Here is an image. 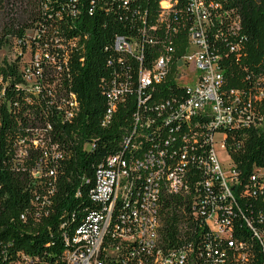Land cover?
Returning <instances> with one entry per match:
<instances>
[{
  "label": "trees",
  "instance_id": "trees-1",
  "mask_svg": "<svg viewBox=\"0 0 264 264\" xmlns=\"http://www.w3.org/2000/svg\"><path fill=\"white\" fill-rule=\"evenodd\" d=\"M174 1L173 12L161 22L157 0H0V51L21 52L14 61L0 62V264H67L65 252L76 250L75 231L103 209L92 199L99 168L111 156L134 165L149 150L163 155L165 172L177 174L182 186L172 192L165 174L156 184L151 247L109 234L100 260L159 264L160 255L174 261L184 255V264H262L246 221L257 224L264 214V178L252 180L256 169H264V99L256 107L263 127L218 131L225 134L239 172L232 197L225 198L218 181L205 185L210 118L168 121L170 110L186 95L174 75L189 46L188 2ZM205 1L218 6L216 29L233 21L239 25L236 34L223 28L213 43L221 54L225 94L253 90L264 79V0ZM119 36L140 44L142 61L115 49ZM234 43L238 53L230 51ZM28 53L32 61L25 64ZM162 55L172 57L169 75L144 92L146 111L141 110L140 70L152 69ZM26 67L38 92L29 89ZM114 88L126 91L108 114ZM136 113L150 125L134 134ZM150 174L143 169L131 176L141 175L131 197L119 201L113 212L114 221L124 215L132 232V212L141 205ZM213 210L227 221L233 247L210 230L206 221Z\"/></svg>",
  "mask_w": 264,
  "mask_h": 264
},
{
  "label": "built area",
  "instance_id": "built-area-1",
  "mask_svg": "<svg viewBox=\"0 0 264 264\" xmlns=\"http://www.w3.org/2000/svg\"><path fill=\"white\" fill-rule=\"evenodd\" d=\"M160 10V21L163 22L174 10V0H157ZM188 14L190 20L185 22L184 26L188 32L189 46L186 54L180 59L176 73L174 75L176 82L186 90L185 97H182L170 110L168 121L178 123H189L194 118L205 115L210 118L209 129L206 143L211 149L203 162V167L209 175L206 187H211L214 181H218L222 187L223 197H232V189L239 183V172L236 169L225 145L226 136L218 132L219 129L235 127L240 125H254L263 127V119L256 113V107L264 99V79L258 83L253 90L248 92L232 91L229 95L224 92L225 76L221 67V54L214 50L213 43L222 37V29L236 31L239 29L238 22L233 21L227 25H219L216 29V17H218V6L205 0H187ZM239 44L230 45V51L239 52ZM115 49L122 54L136 55L142 61V51L140 44L135 40L124 37L115 39ZM172 57L162 55L154 63L150 70H140L139 85L137 89V100L139 109L146 107L143 103L144 92L155 84L163 83L170 72ZM181 64V65H180ZM181 66L187 68L191 74L189 81L183 83L180 81ZM25 79L29 89L38 92L39 85L30 67L24 69ZM126 89L114 88L110 94L113 101L108 114L115 109V100L122 97ZM72 106H77L75 103ZM70 115L68 114V117ZM134 134L144 127L149 126V120L143 123L140 113L135 116ZM260 119V120H256ZM211 131H214L211 133ZM220 136L221 141L217 138ZM220 144L226 160L229 162L227 172L222 167V162L226 160L219 159L215 146ZM187 149L182 154V163L188 156ZM145 160H137L133 165L119 156H111L107 159L106 166L97 171V181L95 189L92 192V199L102 204V211L89 215L85 222L75 231L76 250L65 252L67 264H105L100 260V252L103 248L104 239L111 235L113 240L120 239L122 242L143 241L147 247H151L155 239V229L157 226L153 214V202L156 200L158 190L156 184L165 180L170 184V190L176 192L181 188L182 181L177 174L165 172L166 165L163 155L159 156L151 150L146 152ZM226 163V162H225ZM143 169L151 171L147 176V189L144 192L140 207L139 200H136L132 212V223L134 232L127 225L124 215H120L117 220H113V212L119 201L126 202L132 195V188L136 179H131L133 174H141ZM264 178V169H256L252 180ZM207 224L210 230L226 240H229V246L233 247L231 229L227 226V221H221L218 218L217 210L209 213ZM252 229L253 237L258 241L262 264H264V214L258 216L257 224L250 220L246 221ZM109 255L114 252L111 249L106 250ZM184 255H179L176 260L170 258L163 259L160 255L157 258L159 264H184ZM22 264H31L30 261H24Z\"/></svg>",
  "mask_w": 264,
  "mask_h": 264
},
{
  "label": "rangeland",
  "instance_id": "rangeland-1",
  "mask_svg": "<svg viewBox=\"0 0 264 264\" xmlns=\"http://www.w3.org/2000/svg\"><path fill=\"white\" fill-rule=\"evenodd\" d=\"M20 53L21 52L17 48H15L13 50L12 49H4V50L0 51V62L4 58L7 59L8 61H14L19 55H21ZM31 61H32L31 54L30 53L25 54L23 57V62L25 64H29ZM180 73H181L180 81L183 83L188 82L191 72L187 68H184L183 66H181ZM217 140H218V142L221 141L220 136H218ZM215 149H216V152H217L219 159H221L223 161L226 160L227 156L224 153L223 149L221 148L220 144L216 145ZM225 162H222V167L224 168V171L227 172L229 169V162H227V160Z\"/></svg>",
  "mask_w": 264,
  "mask_h": 264
},
{
  "label": "water",
  "instance_id": "water-1",
  "mask_svg": "<svg viewBox=\"0 0 264 264\" xmlns=\"http://www.w3.org/2000/svg\"><path fill=\"white\" fill-rule=\"evenodd\" d=\"M181 65V64H180Z\"/></svg>",
  "mask_w": 264,
  "mask_h": 264
}]
</instances>
